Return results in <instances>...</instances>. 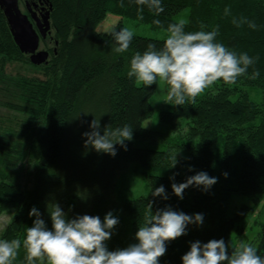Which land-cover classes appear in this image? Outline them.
<instances>
[{
    "label": "trees",
    "instance_id": "16d2710c",
    "mask_svg": "<svg viewBox=\"0 0 264 264\" xmlns=\"http://www.w3.org/2000/svg\"><path fill=\"white\" fill-rule=\"evenodd\" d=\"M47 1L54 46H47L50 54L44 63L32 64L41 77L4 72L7 62L30 60L15 44L0 8V88L8 98L4 105L23 114L14 123H0V213L12 209L0 239L23 240L36 218L29 216L33 207L51 229L50 204H58L68 219L87 214L103 221L118 169L134 162L150 190L122 203L131 220V244L137 242L135 233L149 202L153 212L171 207L203 215L202 224H189L186 235L167 242L159 264H182L191 242L222 238L228 244L264 196V0H161L165 11L157 16L145 7L142 20L135 0ZM185 10V31L218 26L217 42L238 55L247 53L255 63L235 84L218 81L216 90L204 92L195 104L163 111L160 119L171 126L176 118L188 124L184 139L167 140L165 134L142 126L152 114L150 97L156 85H137L127 76L132 55L143 53L149 43L161 48L164 38L134 34L129 50L116 54L112 37L96 26L111 12L166 30ZM155 19L161 24H153ZM113 27L123 28L121 21ZM256 70L259 77L251 79ZM248 88L260 89V101L250 97ZM94 118L100 119L101 134L107 125H131L133 139L125 141L127 150L116 145L113 157L85 147L82 134L91 131ZM164 142L174 149L151 147ZM178 151L185 156L178 153L177 165L169 168L170 155ZM201 171L217 183L207 191L190 186L183 199L173 193L172 183H184ZM26 174L30 182L23 180ZM160 186L168 199L151 195ZM234 194L249 196L251 203L231 206ZM254 245L264 258V225ZM24 256L21 248L15 264H26Z\"/></svg>",
    "mask_w": 264,
    "mask_h": 264
},
{
    "label": "clouds",
    "instance_id": "9594fccd",
    "mask_svg": "<svg viewBox=\"0 0 264 264\" xmlns=\"http://www.w3.org/2000/svg\"><path fill=\"white\" fill-rule=\"evenodd\" d=\"M135 3L139 6L137 12L141 20L145 7L157 16L165 11L161 0H135ZM152 23L160 25L161 21L155 19ZM186 23L185 20L170 23L161 48L149 43L143 53L135 52L127 72L128 78H135L137 85L149 87L158 82L166 85L163 103L173 107L183 106L186 102L195 104L197 97L218 81L235 84L255 63L247 53L238 55L217 42L218 26L210 31L203 30L205 25H201L198 31H185ZM249 26L256 27L255 24ZM105 34L112 37L111 50L116 54L127 52L134 37V32L127 27L118 31L113 27ZM258 77L259 71H253L251 79ZM89 127L91 131L82 134L86 137L85 147L113 157L117 154L116 145L127 150L125 141L133 139V127L128 124L115 128L107 125L101 134L100 119L94 118ZM178 153L170 155L169 168L177 165ZM216 183L217 178L201 171L188 177L184 183H172V190L183 199L185 189L190 186L207 191ZM151 195L168 199L163 186L156 188ZM48 211L51 229L38 209L33 207L29 216L36 218L32 226L26 228L23 240L0 239V264H15L21 248L25 252L26 264H159V259L166 254L167 242L186 235L189 224L203 223L202 214L190 216L171 207L153 212L152 202H149L135 233L137 242L109 251L105 242L119 223L111 212L102 221L99 216L87 214L68 219L58 204H50ZM181 259L182 264H264V258L257 254L252 243L230 241L226 244L222 238L207 243L191 242L190 250Z\"/></svg>",
    "mask_w": 264,
    "mask_h": 264
},
{
    "label": "rangeland",
    "instance_id": "374dc122",
    "mask_svg": "<svg viewBox=\"0 0 264 264\" xmlns=\"http://www.w3.org/2000/svg\"><path fill=\"white\" fill-rule=\"evenodd\" d=\"M19 8L25 11L21 0L19 2ZM178 20L186 19V10L181 12ZM121 21L123 27H127L137 35L165 38L166 30L161 28H154L149 23L140 22L129 17L119 16L117 14L107 12L105 17L97 24L96 30L99 32H107L116 23ZM52 36V33H51ZM40 44L39 49H46L47 46L53 47V38L51 41L49 38ZM29 60V59H28ZM4 72L10 75L20 74L23 76H37L41 77V73L32 65L31 62H7L4 67ZM215 86H211L205 90L208 92H214ZM250 97L255 101H260L262 93L260 89H247ZM166 96V85L156 84L155 92L150 97V103L152 105V114L143 120L142 126L147 129L157 131L165 134L167 140L172 139H184L188 124L182 118H176L177 124L171 126L169 122H165L160 119V114L163 111H169L172 109V105L165 104L164 99ZM8 100L3 90L0 88V123L6 124L16 122V119H20L23 115L21 112L9 108L4 103ZM151 147L155 149H174V147L167 142L155 143ZM182 156H185L184 152H179ZM32 169L31 162H28L26 170ZM31 176L25 175L24 181L30 182ZM150 188L146 184V178L142 173L141 168L134 162L122 163L115 176V184L110 194L108 195V205L105 215L109 212L114 217L118 218L119 223L112 230L111 238L106 241V245L109 251L117 249H123L130 245L128 241L131 230V220L122 210V203L127 199L135 198L139 195H147ZM241 203L250 204V197L243 194H234L232 197L231 206H238ZM12 217V209L0 213V234ZM105 217V216H104ZM264 225V196L260 203L254 207L253 212L243 222V230L241 232H233L230 241L232 243L238 241L250 242L255 244L257 233L261 231ZM229 241V243H230ZM255 246V245H254Z\"/></svg>",
    "mask_w": 264,
    "mask_h": 264
},
{
    "label": "water",
    "instance_id": "95a60500",
    "mask_svg": "<svg viewBox=\"0 0 264 264\" xmlns=\"http://www.w3.org/2000/svg\"><path fill=\"white\" fill-rule=\"evenodd\" d=\"M0 8L6 19L8 28L19 50L29 55L34 65L44 63L49 56L47 50L39 49L40 36L45 38L50 30L49 11L43 16L39 31L33 27L28 16L19 8V0H0ZM51 8V5H50Z\"/></svg>",
    "mask_w": 264,
    "mask_h": 264
},
{
    "label": "flooded vegetation",
    "instance_id": "af4514ba",
    "mask_svg": "<svg viewBox=\"0 0 264 264\" xmlns=\"http://www.w3.org/2000/svg\"><path fill=\"white\" fill-rule=\"evenodd\" d=\"M21 3L23 4V7L25 9V11H22V10L21 11L28 16L33 27L38 32L39 31L38 26L41 27L43 16L45 15L46 11H49V12L51 11V8H52V7L50 8L51 4L47 0H21ZM49 21H50V14H49ZM51 33H52V25L50 23V30L47 31L45 38L40 36L39 46L47 38H49V40L51 41V38H52ZM45 50H47L48 53L50 54L48 48H46ZM26 55L28 56V59H29V55L28 54Z\"/></svg>",
    "mask_w": 264,
    "mask_h": 264
}]
</instances>
